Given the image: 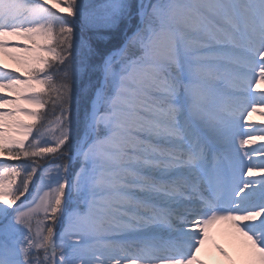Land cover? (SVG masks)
I'll use <instances>...</instances> for the list:
<instances>
[{
  "label": "snow or ice",
  "instance_id": "6c2138e0",
  "mask_svg": "<svg viewBox=\"0 0 264 264\" xmlns=\"http://www.w3.org/2000/svg\"><path fill=\"white\" fill-rule=\"evenodd\" d=\"M261 85L264 0H0V264H264Z\"/></svg>",
  "mask_w": 264,
  "mask_h": 264
},
{
  "label": "bare ground",
  "instance_id": "6f19581e",
  "mask_svg": "<svg viewBox=\"0 0 264 264\" xmlns=\"http://www.w3.org/2000/svg\"><path fill=\"white\" fill-rule=\"evenodd\" d=\"M264 88V85H261ZM264 119V117L257 116L255 114L253 121H260ZM210 240L206 243L204 251L201 256L204 258V253L210 257L209 262L211 264H229L227 262L228 259L235 257V241L231 235V232L226 224H220L214 226L210 229ZM220 244L227 252L228 256L220 255L216 249L215 245Z\"/></svg>",
  "mask_w": 264,
  "mask_h": 264
},
{
  "label": "rangeland",
  "instance_id": "374dc122",
  "mask_svg": "<svg viewBox=\"0 0 264 264\" xmlns=\"http://www.w3.org/2000/svg\"><path fill=\"white\" fill-rule=\"evenodd\" d=\"M257 116H259V115H257ZM254 117H255V114H254L253 117H252L253 120H254ZM217 245L221 246L220 244H217ZM217 245H215V247H214L215 249H216V246H217ZM201 258H202V256H201ZM209 258H210V257H208V256L204 253V258H202V259H205L206 261L209 262ZM227 262H228L229 264H232V260H231V259H228ZM209 264H211V263L209 262Z\"/></svg>",
  "mask_w": 264,
  "mask_h": 264
}]
</instances>
